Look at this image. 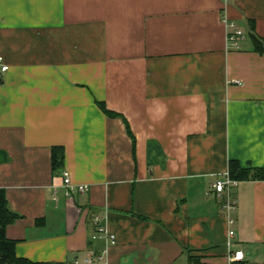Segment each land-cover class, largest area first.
<instances>
[{
  "label": "crops",
  "instance_id": "obj_1",
  "mask_svg": "<svg viewBox=\"0 0 264 264\" xmlns=\"http://www.w3.org/2000/svg\"><path fill=\"white\" fill-rule=\"evenodd\" d=\"M228 22L245 36L237 49ZM250 35L264 38V0H0V190L18 215L5 230L15 255L264 264V180L236 181L229 215L212 190L230 160L264 170V54ZM64 170L89 190L68 196ZM98 227L114 245L92 239Z\"/></svg>",
  "mask_w": 264,
  "mask_h": 264
},
{
  "label": "trees",
  "instance_id": "obj_2",
  "mask_svg": "<svg viewBox=\"0 0 264 264\" xmlns=\"http://www.w3.org/2000/svg\"><path fill=\"white\" fill-rule=\"evenodd\" d=\"M253 28V26H251ZM254 51L256 53L264 54V38H259L250 35ZM99 109L109 117L116 116L114 113L108 111L103 103H97ZM128 129V126L126 124ZM129 132V131H128ZM64 152L61 147H54L51 149V167L54 171L59 169L62 165ZM228 174L232 180L245 181V180H264V170L252 167L242 168L235 160L228 162ZM18 215L11 212L7 207L5 193L0 190V264H32L31 262L18 258L15 255V242L9 240L5 235L6 227L12 224ZM190 264H201L197 258H190Z\"/></svg>",
  "mask_w": 264,
  "mask_h": 264
},
{
  "label": "built area",
  "instance_id": "obj_3",
  "mask_svg": "<svg viewBox=\"0 0 264 264\" xmlns=\"http://www.w3.org/2000/svg\"><path fill=\"white\" fill-rule=\"evenodd\" d=\"M227 27V42L231 48H239V44L242 40H244L245 36L242 33L241 29L238 28L233 22L226 23ZM0 70L6 71L7 67L2 63V59L0 58ZM63 184L67 191L68 196H71L72 194H83L86 193L89 190V187L86 185H80V186H74L71 184L69 179V174L67 171H63ZM236 186V181L232 180L229 177V174H226L225 179L223 180H216L212 184V190L215 192L216 197H218L221 201V207L226 212L227 215H229L230 212H232L235 208V201L232 198V189ZM227 223L228 225L232 224V220L227 217ZM98 234L92 237V239H95L101 234H104L108 240L110 241L111 245L115 244V237L113 235H110L107 231H104V229L98 227L97 228ZM234 233L233 231H228V238L231 239L233 237ZM230 242L227 241V248L229 250ZM242 259V252L236 251L231 252L229 251L228 254V262L232 263L235 261H240ZM84 264H105L104 261V255L103 256H97L94 258H88L84 260Z\"/></svg>",
  "mask_w": 264,
  "mask_h": 264
}]
</instances>
